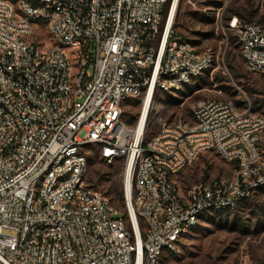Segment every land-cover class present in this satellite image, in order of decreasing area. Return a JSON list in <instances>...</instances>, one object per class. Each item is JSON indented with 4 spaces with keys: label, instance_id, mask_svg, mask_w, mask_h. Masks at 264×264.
Returning a JSON list of instances; mask_svg holds the SVG:
<instances>
[{
    "label": "built area",
    "instance_id": "2783aa9c",
    "mask_svg": "<svg viewBox=\"0 0 264 264\" xmlns=\"http://www.w3.org/2000/svg\"><path fill=\"white\" fill-rule=\"evenodd\" d=\"M174 4L0 0V264H167L204 217L264 187V116L232 101L200 103L192 123L158 118L145 142L156 92L216 61L175 34ZM227 29L264 77V25L235 17ZM131 98L144 102L135 126L123 120ZM92 145L132 176L125 212L87 182ZM210 151L233 176L182 193L176 177Z\"/></svg>",
    "mask_w": 264,
    "mask_h": 264
},
{
    "label": "rangeland",
    "instance_id": "374dc122",
    "mask_svg": "<svg viewBox=\"0 0 264 264\" xmlns=\"http://www.w3.org/2000/svg\"><path fill=\"white\" fill-rule=\"evenodd\" d=\"M238 17L264 25V0H180L174 32L198 52L212 51L214 65L189 86L177 92H157L145 142L159 133L158 118L173 123L193 122V111L209 99L232 101L240 110L264 116V77L247 70L238 36L228 23ZM46 38L45 34L42 35ZM142 98H131L123 107V120L135 126L143 110ZM132 121V122H131ZM264 139V134H263ZM264 142V141H263ZM87 182L105 195L119 211L126 210V173L122 160L109 163L96 146H87ZM235 164L217 152L202 154L176 177L182 193L202 181L233 176ZM123 190L124 200L118 198ZM223 219L204 217L180 242L167 264H262L264 262V187Z\"/></svg>",
    "mask_w": 264,
    "mask_h": 264
},
{
    "label": "bare ground",
    "instance_id": "6f19581e",
    "mask_svg": "<svg viewBox=\"0 0 264 264\" xmlns=\"http://www.w3.org/2000/svg\"><path fill=\"white\" fill-rule=\"evenodd\" d=\"M177 2H178V0H175V4H174L175 7L177 5ZM149 103H150V100H148V102L146 104V110L149 107ZM144 121H145V118H142V121L140 124L141 126L144 124ZM131 182H132V176L130 175V172H128V173H126V186H127V191L129 192V194L131 192Z\"/></svg>",
    "mask_w": 264,
    "mask_h": 264
},
{
    "label": "trees",
    "instance_id": "16d2710c",
    "mask_svg": "<svg viewBox=\"0 0 264 264\" xmlns=\"http://www.w3.org/2000/svg\"><path fill=\"white\" fill-rule=\"evenodd\" d=\"M244 21V19H242V22ZM248 22H252V21H248ZM156 94H157V92H156ZM155 94V95H156ZM132 122V121H131ZM118 198L121 200V201H123L124 200V192H123V190H118ZM229 213H227V212H219V213H217L216 214V218H219V219H223L224 218V216L225 215H228ZM208 216V215H207ZM206 216V217H207ZM212 217L213 216H208V218H211L212 219ZM214 218V217H213Z\"/></svg>",
    "mask_w": 264,
    "mask_h": 264
}]
</instances>
